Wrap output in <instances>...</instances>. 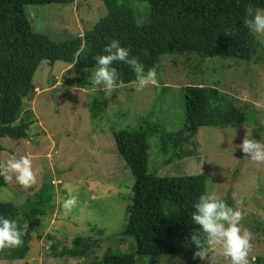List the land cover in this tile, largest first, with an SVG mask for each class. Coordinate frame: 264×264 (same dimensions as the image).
Returning <instances> with one entry per match:
<instances>
[{
  "label": "rangeland",
  "instance_id": "374dc122",
  "mask_svg": "<svg viewBox=\"0 0 264 264\" xmlns=\"http://www.w3.org/2000/svg\"><path fill=\"white\" fill-rule=\"evenodd\" d=\"M120 1H127L125 4L134 10L138 24L146 23L149 2ZM27 10L33 29L56 42L83 36L107 14L102 0H75L66 5L31 4ZM197 57V54L163 55L157 82L140 92L136 91V83L115 89L107 97L103 91H94L106 103L99 119L90 114L92 89L79 87L77 82L78 79L87 82L90 71L77 74L72 65L63 61L40 64L34 74L36 93L26 100L22 114L29 111L35 117L30 137L2 139V161L14 156L28 157L36 182L24 188L8 172L12 179L6 186H0V200L22 204L43 182L50 180L55 186V209L41 217L38 232H33L30 255L23 260H0V264H89L110 247L135 251L129 238L113 235L126 223V207L131 203L134 184L113 136V131L120 129H142L148 133L149 173L205 175L208 187L239 207L242 228L252 233L249 260L255 263L264 257V163H253L238 147L250 133L253 139L264 142V55L251 60L209 57L200 61ZM201 83L217 87L222 97L232 100L237 107L248 112L255 110V115L249 114L253 124L238 121L227 127H201L183 147L182 143L178 147L172 143L164 152L156 138L184 130L183 87ZM72 195L76 196L77 204L66 214L62 203ZM76 236L91 238L89 257L55 255L52 249L55 244L60 251L63 246H71ZM157 264H227V261L217 248L204 258L178 254L161 257Z\"/></svg>",
  "mask_w": 264,
  "mask_h": 264
},
{
  "label": "trees",
  "instance_id": "16d2710c",
  "mask_svg": "<svg viewBox=\"0 0 264 264\" xmlns=\"http://www.w3.org/2000/svg\"><path fill=\"white\" fill-rule=\"evenodd\" d=\"M102 1L107 14L92 29L82 37L56 42L33 29L27 6L66 5L75 0H0V161L3 138L30 137L29 129L35 117L29 111L22 114L26 100H31L36 93L34 74L43 61L50 64L63 61L72 65L77 74H82L83 70L94 67V57L103 54L104 45L113 38L128 48L130 55L146 69L155 66L157 76L165 54H197L200 61L209 57L251 60L264 55V44L245 24L249 18L246 10L264 9V0H139L150 4L144 24L136 22L134 10L125 4L127 1ZM115 66L124 85L136 83L127 65ZM77 82L79 87L91 88L88 81L78 79ZM183 91L184 130L156 138L164 152L172 143L173 147L181 143L183 147V143L195 138L201 127H227L238 121L253 124L249 114L255 115L256 111L237 107L232 100L224 99L215 86L190 84L183 87ZM89 96L90 114L93 119H99L106 103L93 90ZM113 136L120 156L134 177L126 223L113 235L129 238L135 251L110 247L101 258L89 264H144L146 256L150 257V264H157L164 256L195 254L190 240L195 226L190 216L193 204L207 186L206 176L149 173L148 133L142 129H120L114 130ZM7 181L0 176V186H6ZM54 197L55 186L47 180L22 204L0 200V215L17 219L24 240L21 247L0 249V260H23L30 255L33 232H38L41 217L54 211ZM52 249L56 256L87 258L92 242L88 236H76L71 246H63L58 251L55 244ZM211 253L209 250L206 255ZM251 263L264 264V257Z\"/></svg>",
  "mask_w": 264,
  "mask_h": 264
},
{
  "label": "clouds",
  "instance_id": "9594fccd",
  "mask_svg": "<svg viewBox=\"0 0 264 264\" xmlns=\"http://www.w3.org/2000/svg\"><path fill=\"white\" fill-rule=\"evenodd\" d=\"M246 12L250 17L245 21L246 27L264 44V39H261L264 37V9L248 8ZM102 53L94 57L95 65L91 70L85 69L91 73L88 82L96 93L98 90L103 91L107 97L113 90L125 86L115 66L120 63L127 65L134 73L137 92L157 82L155 66L146 69L143 63L130 55L128 48L121 46L118 39H110ZM238 147L253 163H264V142L253 139L251 133L246 135ZM8 172L14 174L15 181L24 188L36 182L31 160L26 156H14L0 161V176H4L5 180L12 179V176L5 174ZM76 204L77 198L72 195L63 201L62 208L67 214ZM238 204L239 201L236 202ZM190 220L195 226L190 233V240L196 256L204 258L209 250L215 251L218 248L227 264H250L252 233L242 228L239 207L228 203L215 189L205 187L193 204ZM23 243V233L17 219L0 215V249H15ZM144 264H150V257H145Z\"/></svg>",
  "mask_w": 264,
  "mask_h": 264
}]
</instances>
